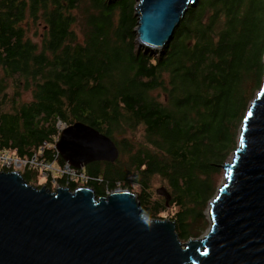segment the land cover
Returning <instances> with one entry per match:
<instances>
[{
	"label": "trees",
	"instance_id": "obj_1",
	"mask_svg": "<svg viewBox=\"0 0 264 264\" xmlns=\"http://www.w3.org/2000/svg\"><path fill=\"white\" fill-rule=\"evenodd\" d=\"M78 1L0 0V150L63 166L59 123L83 122L113 140L121 124L143 126L140 148L123 142L127 162L120 157L85 169L104 180L88 187L101 198L107 187L137 185L147 218L166 220L161 215L175 208L169 220L182 242L199 237L216 177L237 150L243 120L264 83V0H200L158 56L135 47V0H94L99 13L90 17L82 42L72 30ZM115 11L120 25L113 29ZM31 20L45 26L42 44L27 35ZM155 90L160 99L151 98ZM21 174L42 188L34 183L36 170ZM154 176L166 183L169 204L152 195Z\"/></svg>",
	"mask_w": 264,
	"mask_h": 264
},
{
	"label": "water",
	"instance_id": "obj_2",
	"mask_svg": "<svg viewBox=\"0 0 264 264\" xmlns=\"http://www.w3.org/2000/svg\"><path fill=\"white\" fill-rule=\"evenodd\" d=\"M200 0H137L139 46L163 49ZM57 150L74 168L115 163L116 142L83 122L66 127ZM210 205L206 237L183 243L171 220H151L137 196L119 189L97 198L29 185L0 172V264H264V83L240 129L238 148ZM157 194L171 201L166 187Z\"/></svg>",
	"mask_w": 264,
	"mask_h": 264
},
{
	"label": "rangeland",
	"instance_id": "obj_3",
	"mask_svg": "<svg viewBox=\"0 0 264 264\" xmlns=\"http://www.w3.org/2000/svg\"><path fill=\"white\" fill-rule=\"evenodd\" d=\"M106 1L110 2L111 4L113 3V2H111L113 0H106ZM116 1H119V0H115V2ZM134 4H135V8H136L139 3L137 2V0H135ZM86 9H88L87 12L85 11ZM98 13H99V11H97L95 9V6H94V0H79L78 1L76 8L72 11V15L75 18V23L72 27V30L80 42L84 41L87 32L90 30V26L88 25V21H89L90 17L92 15H97ZM135 16H136V13H135ZM37 23L39 25H37L32 20L28 23L27 35L34 42H36L38 44H42V42H43L42 39L44 38V33H45L43 27H45V26L42 22L37 21ZM112 25H113V29L117 28L120 25V17H119L118 11H115L113 13ZM135 31H137V28L135 29ZM135 47H137L141 50L147 49L148 51L153 53L155 56H158V54H161L164 52V48L155 50V49L147 48L144 46H139L138 40L135 42ZM161 93H162L161 91L155 90V91L151 92L150 96H151V98H154V99H156V98L160 99ZM31 99H32V97L30 94H25L23 97V100L27 101V102H30ZM120 129H122V132L121 131H114L113 136L115 138L116 143L121 148V150H122V147L124 146L123 142L124 143L128 142L129 144L130 143L134 144V149L140 148V146L144 143L143 134L145 133V127L138 126L136 128H130L127 126H123L121 124ZM233 156H234V153L230 156L227 163L232 162ZM120 157H121L122 162H127L129 159V156L125 155L123 153H121ZM12 169L15 171L14 168H12ZM2 170L3 169H1L0 171H2ZM224 172L225 171L223 170L222 173L216 177L215 182H216L217 192H218L219 188L224 184V180H225ZM34 183H36L37 186H41V187L46 186L47 188H50V189L53 188V187L47 185V182L41 176H39L38 180L35 181ZM150 185H151L152 195L154 194L153 195L154 198H157L156 196H159L157 194L158 189H161L163 187L167 188L166 183L159 176H154L150 181ZM132 186H133L132 189H130L131 192L134 193L136 196H138L140 193V187L137 185H132ZM54 188L57 189L58 187H54ZM54 188L51 191H55ZM119 188L122 189V187H119ZM215 196H214V198H215ZM159 197L163 198L162 196H159ZM213 199L209 202V205H208V207L204 213L203 218H205V220H202V225H201V230H200L203 233L199 237H196V238L206 237L210 232L211 216H210L209 211H210V208H211L210 205H211V202L213 201ZM175 211H176V209L172 208L170 211L163 213L161 216L163 218H166V220H169V216L171 215V212H175ZM192 239H194V238H192ZM183 243H186V242H183Z\"/></svg>",
	"mask_w": 264,
	"mask_h": 264
},
{
	"label": "built area",
	"instance_id": "obj_4",
	"mask_svg": "<svg viewBox=\"0 0 264 264\" xmlns=\"http://www.w3.org/2000/svg\"><path fill=\"white\" fill-rule=\"evenodd\" d=\"M67 126L63 123L58 124L59 128V139L61 137L62 131ZM60 155V154H59ZM14 168L16 172H22L26 168H31L36 170L40 176L47 182V185L51 187H60L59 179H64L68 184H76L78 188H90L88 184L91 182H95L98 184L103 183V179L101 177H94L88 174L84 168L77 169L65 163L63 166L57 165L55 162H50L47 160H42L40 157L35 155L33 158L28 160H21L16 155L12 153H6L0 150V172H14L12 169ZM120 186V184H118ZM118 186V187H119ZM115 189L112 190L111 188L107 187L105 190V196L108 197L112 194V192L119 190ZM54 190H56L54 188Z\"/></svg>",
	"mask_w": 264,
	"mask_h": 264
},
{
	"label": "flooded vegetation",
	"instance_id": "obj_5",
	"mask_svg": "<svg viewBox=\"0 0 264 264\" xmlns=\"http://www.w3.org/2000/svg\"><path fill=\"white\" fill-rule=\"evenodd\" d=\"M103 125V128L105 127V129H107V128H109V125H107L106 123H103L102 124ZM113 130V129H112ZM115 131V130H114ZM101 132V131H100ZM101 133H103L104 135H106L104 132H101ZM114 134V133H113ZM108 136V135H107ZM113 136V135H112ZM109 137V136H108ZM114 137V136H113ZM113 140V139H112ZM114 140H115V138H114ZM116 142V141H115ZM117 144V143H116ZM117 146H118V144H117ZM119 147V146H118ZM119 149H120V151H121V153H122V150H121V148L119 147ZM120 156H121V154H120ZM91 165V164H90ZM90 165H88V166H90ZM88 166H86L85 167V169L88 167Z\"/></svg>",
	"mask_w": 264,
	"mask_h": 264
}]
</instances>
